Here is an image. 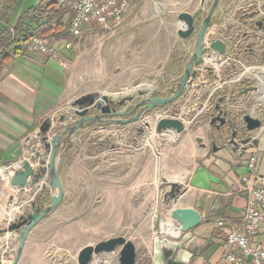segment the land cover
<instances>
[{
	"label": "crops",
	"instance_id": "obj_1",
	"mask_svg": "<svg viewBox=\"0 0 264 264\" xmlns=\"http://www.w3.org/2000/svg\"><path fill=\"white\" fill-rule=\"evenodd\" d=\"M40 1L16 0L11 18L0 20V31H12L18 22L28 25L27 17ZM155 1L171 6L170 11L176 21L154 23L152 31L143 35L140 34L142 28L144 30L151 25L141 27L130 16L131 22H126L118 28L120 30L103 29L104 32L100 34L103 43L105 41L103 55L111 60L118 72L129 73L124 79L118 75L119 87H131L142 80L149 81L151 78L155 81L166 76L169 81L166 89H175L194 51L197 36V32L187 39L178 35L182 26L178 15L187 13L193 16L198 30L212 3V0ZM150 2L136 0L127 14L128 18L133 10H140ZM93 28L96 29L88 27L84 32ZM64 30L63 26L58 27L57 39L69 41L70 36ZM148 36L159 41L154 43L149 39L152 43H136L137 39L146 40ZM74 39L69 42L76 47ZM217 40L226 46V53L233 60L221 69L219 77L197 69L182 96L196 93L204 102L202 105L212 99L211 105L215 106L216 113L224 116L226 123H215L207 110L196 121L185 118L187 122H183L185 130L180 134V141L167 151L165 158L167 171L175 173L176 178L185 181V184L162 223V235L170 238L171 232H178L173 220L176 210L192 209L202 218L199 226L191 231L192 239L186 247L191 256L188 264H223V246L228 228L235 226L239 227L240 233L245 231L241 225V215L247 195L242 190L241 179L245 175L251 179L257 175L264 176V132L256 129L241 133L239 140L251 138L245 145L231 144L227 135L232 132L229 121L240 127L244 116L264 120L262 110L257 108L264 106V100L260 98L264 95V0H220L204 38L205 55L212 52L208 44ZM73 51L74 48L60 54L66 61V67L59 65L56 58L38 52L10 57L1 63L0 167L17 166L25 161L32 163L38 153L42 155L40 126L47 119L52 122L51 135L59 134L64 127L78 119L70 105L88 93L74 87L70 77L68 70ZM199 66L200 63L196 67ZM254 76L259 79L258 84L252 86ZM218 84H222L218 88L221 90L214 91ZM251 88L254 90L250 91ZM255 91L257 94H254ZM215 94L216 98L213 97ZM157 110V115H164ZM61 118H64L63 121ZM129 129L130 124L91 125L78 130L64 142L56 169L64 188L63 202L30 230L17 264H73L71 253L68 254L70 249L61 246L73 242L74 229L81 230L82 226H86L87 211L94 207H133L135 184H148L153 157L143 151L135 155L129 153ZM107 135L111 136L108 138L111 140L115 135L118 145L113 143L105 149L102 138ZM251 155L255 156L256 164L253 175L247 165ZM32 167L37 168V163L33 162ZM83 180L91 181L93 186L76 187ZM48 181L46 177L37 184L31 180L25 191H18L8 182L0 181V231L7 227L8 216L17 219L23 211L31 210L30 200L34 195L36 207L50 204L55 190L47 187ZM169 219L174 223L172 220L167 222ZM218 220H224L226 228L219 227ZM56 229H61L60 234L65 232L63 240H56ZM15 239L16 235L0 234V252H4L6 245L13 246ZM253 239L254 246L264 248L263 227L259 228ZM80 251L75 255L76 260ZM13 254L2 259L1 264H9Z\"/></svg>",
	"mask_w": 264,
	"mask_h": 264
},
{
	"label": "rangeland",
	"instance_id": "obj_2",
	"mask_svg": "<svg viewBox=\"0 0 264 264\" xmlns=\"http://www.w3.org/2000/svg\"><path fill=\"white\" fill-rule=\"evenodd\" d=\"M148 1L150 2V0ZM153 2L151 1L150 5L140 10H133L129 18L128 16L125 18L124 24H126V22H131V16L132 20L134 19L141 27L151 25V27L144 30L142 28V31H140V34L146 35V33L148 34L152 31L154 23L168 22L170 20L176 21L174 15L171 14V6L160 5L155 0ZM155 2L157 5H155ZM103 32L104 30L93 28L88 32H84L81 37L74 39L73 42H75L77 46L73 47L72 61L68 70L74 82V87H78L80 92L88 93V95H106L115 103L126 100V103L122 107L126 113L132 112L134 109L133 107L141 100L150 99V97L155 96L165 98L172 95L176 88L172 90L166 89L169 83L168 77L166 76L158 78L155 81H152L151 78L149 81L142 80L131 87H119L118 77L120 76V79H124L129 73L118 72V68L111 64V60L107 59L106 55H103L105 41L103 43V39L101 40L100 35ZM68 38V40L71 41L72 38ZM149 39L154 43L159 41V39L155 37L150 38V36H148L146 40L143 38L137 39L136 43H152ZM238 66H241V64ZM254 73L256 74L257 72L254 71ZM260 76L261 75H259V78ZM259 78L255 77L252 86H254V83L258 84ZM252 89L253 88L249 90L251 91ZM254 94H257V91H255ZM213 97L216 98V94ZM129 99H132V101H128ZM178 100V102L176 100L163 107H156L150 113L145 114L140 121L130 124L128 136L130 138L129 153L135 155L139 151H143L153 157V169L150 181L148 184H135L133 207L124 206V208L118 209H100L94 207L85 213L87 215L86 226H82V233L80 228L74 229L75 236L73 242L70 243V245L68 243L61 246L70 249L68 254L71 253L73 264H78L75 255L82 247L86 245L95 247L97 243L114 237H122L134 243L137 250L136 264H152L153 239L156 235H159L162 229L160 225L167 219L168 211L172 207L173 202L177 199L168 194L171 190V185L176 184L179 187V193H181L185 184V181L176 178L177 175L175 173H170L169 170L167 171L165 164L167 151L178 145L180 134L177 140L170 141L169 137L166 136L167 131L164 132V134L157 132V114L155 110L159 109L157 111L162 112V114H164L163 116L175 117L182 122H187L185 118L196 121L206 110L211 112L215 123L220 122L218 119H223L224 117L220 112L216 113L215 106L211 105L213 104L212 99L210 102H206L205 105H202L204 102L200 101L196 93L191 96L184 95ZM257 108H260L262 110L261 113L264 114L263 105ZM103 130L108 131V129ZM230 134L227 135L231 142L232 138ZM98 138L100 139V137ZM108 138H111V136L107 135L102 138L105 149L113 143H115L116 146L118 145L115 135L112 140ZM237 142H239L238 139ZM88 144H90V142ZM90 150L91 147L88 148V152H90ZM128 150L126 149L127 152ZM155 160L156 164H154ZM138 164L139 160L137 159L136 165L138 166ZM138 174L139 173H137V176ZM81 183V185H77L76 183V187L83 186L88 188L93 186L91 181L83 180ZM56 230V240H63L62 235H65V232L60 234L61 229ZM62 251L65 252L64 250ZM118 257L119 249L111 253L96 254L92 258V264H96L97 260L101 261V264H119Z\"/></svg>",
	"mask_w": 264,
	"mask_h": 264
},
{
	"label": "water",
	"instance_id": "obj_3",
	"mask_svg": "<svg viewBox=\"0 0 264 264\" xmlns=\"http://www.w3.org/2000/svg\"><path fill=\"white\" fill-rule=\"evenodd\" d=\"M209 9L202 20L200 27L196 30L195 18L187 13L178 15L181 28L178 30V35L182 39H187L197 32L194 42V51L187 61L186 69L182 74L180 83L173 91L172 95L168 97H150L138 102L133 108V111L126 113L122 107L126 100L120 103L111 101L106 95L99 96L90 94L80 97L74 101L70 107L74 110V116L78 117L76 121L67 125L62 129L59 134L51 135L53 128L50 119H47L40 127V141L43 146V153L39 159V153L35 156L34 163H37V168L32 167L29 161L22 162L19 167L14 171V175L9 180V185L16 188L18 191H25L27 185L32 180L33 183H39L44 177L49 178L48 186L55 190V196L51 198L48 206L42 208L36 207L35 201L31 203V210H25L19 218L10 223L5 230L0 231V234L9 233L16 235L14 240L15 251L13 257L10 259L9 264H17L25 240L30 233V230L35 225L44 219L51 211L58 208L63 202L64 188L61 184L58 174L57 165L59 158V151L64 142L75 134L78 130L90 127L91 125H111V124H133L140 121L143 116L150 113L156 107H163L167 104L173 103L180 98L184 89L191 83L195 76V68L197 64L201 63L204 55L203 42L207 34L208 27L212 19V15L217 9L220 0H212ZM212 51L220 54H225L227 48L220 41H214L209 45ZM128 101H132L129 99ZM132 115H134L132 117ZM64 118H61L63 121ZM240 127H237L232 121H229L231 132V144L245 145L251 141V138L239 140V136L244 131L254 132L261 126L259 119H254L250 116H244ZM225 125L226 121L218 119ZM156 130L159 133L166 131H174L176 134H181L185 130L183 122L176 118H164L156 122ZM237 139L239 142H237ZM43 157V158H42ZM169 196L177 198L179 187L176 184L171 185ZM173 220L175 225L178 226L176 235L166 238L162 235H156L153 239L152 250V264H188L191 259L189 252L186 250L187 244L192 239L191 231L199 226L202 222L200 214L192 209L176 210L173 213ZM161 228V227H160ZM182 235V236H181ZM11 239V238H10ZM119 249V264H136V247L134 243L122 237L110 238V240L97 243L95 247L86 246L81 249L77 256L78 264H92L93 256L100 253H111ZM10 257V247H6L3 253L0 252L1 260Z\"/></svg>",
	"mask_w": 264,
	"mask_h": 264
},
{
	"label": "built area",
	"instance_id": "obj_4",
	"mask_svg": "<svg viewBox=\"0 0 264 264\" xmlns=\"http://www.w3.org/2000/svg\"><path fill=\"white\" fill-rule=\"evenodd\" d=\"M135 1L41 0L37 8L29 13V15L38 19L40 24L29 35L26 42L21 38L15 39L14 46L15 48H22L25 53H46L56 58L59 65L66 67V61L60 57V54L61 52H69L73 46L71 42L65 39H57L56 30L58 27L63 26L67 35L73 39L81 37L84 30L88 29V27L110 31L118 30L124 24L125 18ZM46 28H50L51 32L43 35ZM55 45H58V47H55ZM232 60L227 53L223 55L214 51L208 53V55L204 53L200 66L196 67L195 71L199 69L202 72L211 73L219 77L221 69L230 64ZM221 86L222 84L216 85L214 91ZM166 116L156 115V122L164 119ZM252 118L259 119L256 116ZM259 120L261 121V126L257 130L264 132V120ZM170 134L173 135L172 139L169 138L170 141H175L179 138V134H176L174 131H167L166 136L168 137ZM247 165L250 174L253 175L256 166L254 155L249 157ZM18 167L19 164L17 166L0 167V181L9 183L10 178ZM241 180L243 184L242 190L247 195L241 215V225L245 228V231L244 233H240L239 227L235 226L228 228L229 233L223 246L224 256L222 257V263L264 264V248L252 244L253 238L257 235L259 228H264V176L257 175L251 179L248 175H245ZM47 187L50 188L51 186L47 185ZM34 198L35 195L31 198L30 203L34 202ZM8 217L6 226L16 219ZM217 225L226 228L224 220H218ZM8 246L10 247V254L14 253V245H6V247Z\"/></svg>",
	"mask_w": 264,
	"mask_h": 264
},
{
	"label": "trees",
	"instance_id": "obj_5",
	"mask_svg": "<svg viewBox=\"0 0 264 264\" xmlns=\"http://www.w3.org/2000/svg\"><path fill=\"white\" fill-rule=\"evenodd\" d=\"M15 1L16 0H0V20L5 21L11 18ZM27 19H29L28 25L24 22H18V24L12 29V32L0 31V66L3 61L10 57L15 58L25 54L22 48H15V39L21 38L24 42H26L29 38V35L40 24L39 20L31 15H28ZM50 32L51 29L46 28L43 32V35L49 34Z\"/></svg>",
	"mask_w": 264,
	"mask_h": 264
},
{
	"label": "bare ground",
	"instance_id": "obj_6",
	"mask_svg": "<svg viewBox=\"0 0 264 264\" xmlns=\"http://www.w3.org/2000/svg\"><path fill=\"white\" fill-rule=\"evenodd\" d=\"M260 98H262L263 100H264V95H261L260 96ZM170 139H172L173 138V135L172 134H170V136H168ZM172 219H169L167 222H169V221H171ZM172 223H174L173 222V220H172ZM161 227H162V225H160ZM174 227H176L175 226V224H174ZM162 231H163V227H162ZM177 234V230H175L174 232H171V235H176ZM96 264H101V261H99V260H97L96 261Z\"/></svg>",
	"mask_w": 264,
	"mask_h": 264
},
{
	"label": "flooded vegetation",
	"instance_id": "obj_7",
	"mask_svg": "<svg viewBox=\"0 0 264 264\" xmlns=\"http://www.w3.org/2000/svg\"><path fill=\"white\" fill-rule=\"evenodd\" d=\"M134 116V115H133Z\"/></svg>",
	"mask_w": 264,
	"mask_h": 264
}]
</instances>
